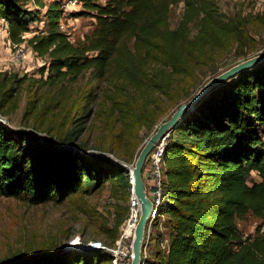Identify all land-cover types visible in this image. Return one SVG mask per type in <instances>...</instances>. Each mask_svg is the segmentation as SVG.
<instances>
[{"label": "trees", "instance_id": "16d2710c", "mask_svg": "<svg viewBox=\"0 0 264 264\" xmlns=\"http://www.w3.org/2000/svg\"><path fill=\"white\" fill-rule=\"evenodd\" d=\"M33 2L45 6L43 0ZM172 2L83 0L81 15L96 22L82 42L74 43L60 27V0L47 4L44 27L27 39L23 35L41 19L40 10L28 9L23 0H0V25L6 22L11 42H25L47 57L40 78L0 71V114L7 116L26 81L57 86L89 72L112 84L115 109L153 129L154 108L138 98L161 95L163 113L170 106L177 109L205 77L257 49L250 24L264 26V10L245 17L241 11L226 14L217 0H184L183 16L171 27ZM84 117L71 120L62 133L36 123L14 128L0 121V196L23 197L31 204L62 202L111 184L127 199L129 170L101 153L114 150L80 141ZM162 170L155 219H166L150 237L154 249L149 255L142 248L145 264H264V62L218 86L188 112L167 138ZM253 171L259 179L251 178ZM248 212L262 222L245 236L236 219ZM112 259L102 248L58 246L0 264H111Z\"/></svg>", "mask_w": 264, "mask_h": 264}, {"label": "rangeland", "instance_id": "374dc122", "mask_svg": "<svg viewBox=\"0 0 264 264\" xmlns=\"http://www.w3.org/2000/svg\"><path fill=\"white\" fill-rule=\"evenodd\" d=\"M23 1L26 2L28 9H38L41 12V19L31 23L30 30L24 33L23 36L27 39L44 27V22L47 20L45 15L47 4L53 0H43L44 7L36 5L33 0ZM217 2L226 14L241 11L243 16L249 17L264 10V5L255 8L249 1L217 0ZM60 4L64 10L60 19L62 31L67 33L72 42H82L92 31L96 20L81 15L84 10L83 0H60ZM170 7V24L171 27H176L185 10L184 0H173ZM250 29L258 41L257 49L251 51L245 58L238 59L237 63L264 51V26L257 27L254 23L250 24ZM256 29H259V32H256ZM23 43L26 45L25 42ZM12 49L0 36V71H8L18 76L27 74L31 79L40 78L39 69L42 65L36 61L35 53L29 50L28 56L19 65L11 58ZM233 65L235 64L231 63L228 67ZM46 74L47 72L44 76ZM208 79H210L209 75L204 81ZM112 90L115 89L107 79H93L89 72L80 76L77 81H65L57 86L26 81L8 105L5 118L14 128L31 127L36 123L53 133H62L71 127V120L85 114L81 119L83 129L80 141H87L90 148L100 144L106 150L112 149L114 153L108 152V154L118 159L122 157L123 162L133 167L146 140L175 108L170 106L163 113L161 95L156 94L148 100L138 98L148 106L150 102V108H154L152 112L155 113L152 117L155 119V124L153 129H148L145 124L130 121L129 117H124L119 109L111 105L109 91ZM121 93L125 95L124 89ZM120 98L124 100L123 97ZM146 164L144 181L150 187V178L145 176L150 169L148 160ZM251 178L259 179L257 172L253 171ZM132 194L131 190V194L125 199L121 194H115L111 184H106L96 191H79L62 202L31 204L23 197L0 196V261L18 255L42 253L44 250H52L58 246L74 245L80 240L83 246L88 242L104 246L105 250L113 255L111 264H114V259H118V264H130L135 230L128 233L131 236L124 239L122 233L127 219L133 214L129 204ZM164 219L166 217L162 216L157 221L154 220L150 237H155L157 229H163ZM118 221L121 223L116 227ZM236 222L246 236L254 234L262 220L252 212H248L245 217L237 218ZM143 244V249L147 246V255H149L154 249V241L150 242V238L149 241L147 238L145 241L144 238Z\"/></svg>", "mask_w": 264, "mask_h": 264}, {"label": "water", "instance_id": "95a60500", "mask_svg": "<svg viewBox=\"0 0 264 264\" xmlns=\"http://www.w3.org/2000/svg\"><path fill=\"white\" fill-rule=\"evenodd\" d=\"M262 62H264V51L253 57L240 61L239 63L231 66L218 75H215L208 79L192 96L191 99L183 102L177 109L174 110L170 118L164 120L157 126L156 130L144 143L133 167H129L125 162L120 161L118 158H115L110 154L101 152L103 155L112 158L113 161L130 170L132 193L139 203L138 209L140 211V214L134 232L130 264L142 263V248L146 227L149 223L151 215L153 214L155 217L158 215L157 209L154 208L153 202L148 196V187L144 181V166L150 152L152 151L154 146L163 139V137L169 136L170 132L182 122L183 118L200 102L201 99L210 94L218 86L230 81L243 71L251 69ZM0 121L5 123L6 125L8 124L7 119L1 114ZM64 248L70 249L80 247L77 245L69 244L64 246Z\"/></svg>", "mask_w": 264, "mask_h": 264}, {"label": "built area", "instance_id": "2783aa9c", "mask_svg": "<svg viewBox=\"0 0 264 264\" xmlns=\"http://www.w3.org/2000/svg\"><path fill=\"white\" fill-rule=\"evenodd\" d=\"M240 1H243V2L249 1L252 4H254L255 8L263 7V5H264V0H240ZM73 3H75V2H73ZM65 9H67V8H65ZM63 12H64V10H63ZM3 24L5 25L6 22H2L0 25V36L7 41L8 45H10L11 48H13L12 51L10 52L11 58L15 61V63H19V65H20V63L23 60H25L26 56H28V51L31 49L29 47H26V45L24 43H19V44L12 43L8 37V26L6 24V27L5 26L3 27ZM35 59L42 66L47 64V57L39 56V55L35 54ZM167 138H168V136L163 137V139L161 141H159L154 146V148L152 149V151L150 152V154L148 156V163H149L150 169H148V172H146L145 176L150 178L151 185H150V187L147 186L148 187V196L152 200L153 206L155 209H157L158 205L160 204L161 196H162V183H163L162 165H163V156H164V152H165V145L167 142ZM130 206L133 209V214L126 221V224L124 226L123 233H122V239L127 238L128 236H131V235H128L126 233L127 227L131 223H133V228H134L137 225V221L139 219V214H140V211L138 209L139 203H138L136 197L134 196V194H132V196L130 198ZM133 215L135 216L134 221H132V219H131ZM155 218L156 217L152 214L151 218L149 220V223L147 225L148 231H147V237L146 238L148 241L150 238V234L153 231L152 223L154 222ZM78 244H82V242L80 240H78V242L75 243L74 245L78 246ZM85 244L86 245L83 246V244H82V246H79V247L83 248V249H85V248L86 249H88V248L105 249V247L99 243L88 242ZM143 250H144V255L146 257L147 256V246H145ZM117 260L118 259H114V264H118ZM141 264H145V262L142 261Z\"/></svg>", "mask_w": 264, "mask_h": 264}, {"label": "bare ground", "instance_id": "6f19581e", "mask_svg": "<svg viewBox=\"0 0 264 264\" xmlns=\"http://www.w3.org/2000/svg\"><path fill=\"white\" fill-rule=\"evenodd\" d=\"M131 219H132V221H134V220H135V216L133 215ZM135 227H136V226H135ZM135 227L133 228V223H131V224L127 227L126 233L128 234V233H130L131 231L135 230Z\"/></svg>", "mask_w": 264, "mask_h": 264}, {"label": "crops", "instance_id": "0c3cea01", "mask_svg": "<svg viewBox=\"0 0 264 264\" xmlns=\"http://www.w3.org/2000/svg\"><path fill=\"white\" fill-rule=\"evenodd\" d=\"M4 26L6 27V24H5V25L3 24V27H4ZM3 39H4V38H3ZM164 217H165V216H163V218H164ZM160 218H161V217H160Z\"/></svg>", "mask_w": 264, "mask_h": 264}]
</instances>
